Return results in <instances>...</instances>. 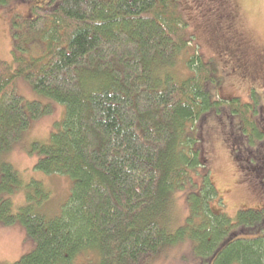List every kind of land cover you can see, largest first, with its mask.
I'll use <instances>...</instances> for the list:
<instances>
[{
  "label": "trees",
  "instance_id": "trees-1",
  "mask_svg": "<svg viewBox=\"0 0 264 264\" xmlns=\"http://www.w3.org/2000/svg\"><path fill=\"white\" fill-rule=\"evenodd\" d=\"M216 1L226 10L219 20L229 36V2ZM178 3L46 0L31 7L30 17L13 19V61L0 60V192L23 188L32 201L33 189L48 199L42 182L22 185L5 160L31 123L51 114L50 105L16 93L19 77L37 96L64 106L49 141L30 151L36 171L64 176L70 187L60 212L50 217L30 203L13 210L11 199L0 197V225H22L34 243L12 264H146L182 242L209 264H264V208L229 218L208 205L217 193L202 154L203 135L211 131L201 125L215 114L238 146L241 158L235 159L253 176L264 170V127L250 118L249 102L216 97V70L195 47L186 61L178 60L192 42ZM244 41L240 35L224 39L231 74L247 76L241 71L251 62ZM255 60L252 77L263 76L262 50ZM239 121L236 138L230 129ZM177 191L185 192L189 212L183 224L170 227Z\"/></svg>",
  "mask_w": 264,
  "mask_h": 264
},
{
  "label": "rangeland",
  "instance_id": "rangeland-1",
  "mask_svg": "<svg viewBox=\"0 0 264 264\" xmlns=\"http://www.w3.org/2000/svg\"><path fill=\"white\" fill-rule=\"evenodd\" d=\"M39 1L45 3L46 0ZM206 1L209 2L206 3ZM42 2L36 0H10L6 5H0L1 61L8 64H12L13 61L14 47L11 33L13 19L30 17L29 10L31 7L35 5L43 6ZM178 2L183 20H185L187 35L192 40L187 45L190 48L184 49L178 60L180 59L182 63L186 61L189 55L194 54L193 47H195L203 60L211 61L213 68L216 70V97H235L242 104L249 102L251 108H253L252 117L250 114V118L256 124L258 123L261 128L264 127V115L263 121H260V117H257V113L260 111L259 108L264 107V90L261 91L264 89V78L261 74L252 77V71L258 64L255 60L257 52L264 50V0H229L233 19L229 36L224 35L222 28L225 24L220 23L219 20V16L225 14L226 10L223 7L220 8L221 6H218L216 0H197V2L196 0H178ZM238 35L246 40L244 42L247 43L248 59L251 61L249 69L241 67L242 74H247V76L236 73L231 74L228 69L229 62L226 61L227 54L224 52V39ZM233 68L235 67L233 66ZM178 72H180V68ZM185 73L180 72V74ZM252 87H255L259 94L254 95ZM15 88L16 93L26 102L40 101L50 105L51 114L32 122L29 130L6 154L5 160L18 172L22 185L30 186L31 182H42L41 184L48 194V199L42 198L41 195L38 197L35 191L31 189L35 200L28 201L26 189L23 188L14 191L12 194L0 192V197L10 198L13 210H18L20 206L30 203L34 210L42 214L46 213L45 215L50 217L60 212L61 206L68 198L70 184L64 176L46 177L41 172L36 171L34 165L37 157L30 151V148L34 143L49 141L50 134L61 124L65 109L62 105L37 96L29 83L22 77L16 79ZM226 115L227 113L223 114L224 117ZM216 123L218 121L215 119V114H212L201 125V129L204 128L203 132L207 129L211 131L208 135L206 133L207 138H204L205 134L203 135L201 141L202 146H204L202 154L205 157V169L207 168L209 171L207 177L217 193L214 195V199L212 197L215 201L209 200L208 205L229 218H235L241 210L263 208V188L258 184L260 175L253 176L244 172L246 171L244 169L245 165L241 162V159H235V156L241 158L238 146L228 139L231 135L228 129L219 128ZM236 125L230 131L237 138L240 133V121ZM262 142H264V139ZM250 147L252 148V145ZM247 162L251 163L250 161ZM256 165L253 164L252 166ZM205 169L202 172H205ZM196 177L194 176L192 180L194 186L195 183H198V177ZM188 212L185 192H174L169 206L172 223L169 222L168 226L177 227L183 224ZM33 246V241L26 235L22 225L14 224L8 227L0 225V264H12L18 261L31 251ZM146 264L207 263L200 261L194 255L190 244L182 242L162 249L151 256Z\"/></svg>",
  "mask_w": 264,
  "mask_h": 264
},
{
  "label": "flooded vegetation",
  "instance_id": "flooded-vegetation-1",
  "mask_svg": "<svg viewBox=\"0 0 264 264\" xmlns=\"http://www.w3.org/2000/svg\"><path fill=\"white\" fill-rule=\"evenodd\" d=\"M223 1L226 3V5H227L228 2H229L228 0H223ZM227 17H228V19H229L230 21H231V20L233 21V19H232V14H231L229 11H228V16H227ZM232 25H233V24H232ZM224 27H225V26H224ZM226 28L229 29L230 26L227 25ZM245 44H246V43H245ZM262 56H263V58H264V50H262ZM262 64H264V62H263ZM263 78H264V75H263ZM263 167H264V166H263ZM260 178L263 179L262 182L264 183V170H262V173L260 174ZM260 184H261V183H260ZM261 186L264 188V185L261 184Z\"/></svg>",
  "mask_w": 264,
  "mask_h": 264
}]
</instances>
